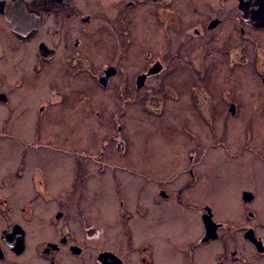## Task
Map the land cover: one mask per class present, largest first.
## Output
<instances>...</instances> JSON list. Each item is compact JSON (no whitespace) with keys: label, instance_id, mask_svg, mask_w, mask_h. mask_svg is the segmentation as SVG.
<instances>
[{"label":"flooded vegetation","instance_id":"flooded-vegetation-1","mask_svg":"<svg viewBox=\"0 0 264 264\" xmlns=\"http://www.w3.org/2000/svg\"><path fill=\"white\" fill-rule=\"evenodd\" d=\"M1 95L2 125L33 112L35 135L47 112L168 135L142 171L57 149L53 176L24 143L0 175V264H264V0H0ZM14 186L31 195L12 221Z\"/></svg>","mask_w":264,"mask_h":264},{"label":"rangeland","instance_id":"rangeland-1","mask_svg":"<svg viewBox=\"0 0 264 264\" xmlns=\"http://www.w3.org/2000/svg\"><path fill=\"white\" fill-rule=\"evenodd\" d=\"M28 52L29 50H24V55L27 56ZM6 68L10 69V73L13 74L12 78L19 74V71H17L18 69H13L8 65H6ZM33 93V89L30 88L25 91V94H22L23 98L26 96L25 98L28 100L23 102V106H31V101L29 100L33 98ZM135 107L137 108L136 105ZM1 109L2 106L0 105V132L4 131L7 134H0V175L3 173H13L15 168L18 167L21 163L24 143L38 144V148L28 149V155L36 157L37 159L40 158L38 162L39 166L42 172L49 174V176H53L54 171L52 168H54V165L58 163L63 165V163L69 159V154L57 152V149L65 150V152L70 151L89 155H95L98 150H114L113 156L109 158L115 161V164L128 165L138 171L143 170L144 160H147L149 156L155 154L158 158V156L162 157L164 153L167 152L166 141L163 138L165 134L168 135L167 130H152L145 119L136 121L133 130L121 135H116L108 133L109 131L106 132L104 129H99V122L93 116H89L88 119L81 118L78 120L61 119L57 117L58 115L47 112L44 114L45 116L40 119L41 129H39L38 135H35L33 112L14 115L13 120H10L7 126H4L2 125L3 113ZM169 123L172 124L173 129L179 126L172 119L169 120ZM184 123L188 127L192 125L197 130H200V125L203 127L201 122H199L200 125H198L195 120L191 122V119ZM48 126H50L49 129ZM73 126H80L82 129H71ZM46 129H48V131ZM201 141L203 143L208 142V140ZM230 141H236L234 136H231ZM189 142L192 141L189 140ZM48 146H51V148H47ZM157 149L159 151H156ZM87 157L90 158V156L86 155V158ZM81 158L85 159V156L82 155ZM35 164L36 162L34 166ZM90 168H95V166L92 165ZM25 169L27 168L25 167ZM58 173L66 174L61 169ZM13 190L14 191H12V189L8 190L11 204L8 217L11 218L12 221L19 219L15 206L22 197L31 195L30 193L22 192V190H16V186H14ZM47 219L48 217L45 213L37 211L31 222H29L28 229L37 226L47 231L49 229ZM3 221V218L0 216V226L3 224ZM114 233L113 229L111 231H106L107 240L103 245L105 249L113 247V240L115 241L116 238V234L114 236ZM36 236L40 238L39 235Z\"/></svg>","mask_w":264,"mask_h":264},{"label":"water","instance_id":"water-1","mask_svg":"<svg viewBox=\"0 0 264 264\" xmlns=\"http://www.w3.org/2000/svg\"><path fill=\"white\" fill-rule=\"evenodd\" d=\"M18 7H21V6H23V7H25V3L23 4V3H19L18 5H17ZM29 17L27 16V15H24L23 16V19L24 20H27ZM22 24V23H24V21L22 20V18H19V17H17V22H16V24ZM16 37H22V38H24V37H29L31 34H14ZM0 99H2V95L0 96ZM18 232V230L17 229H14V235L16 234Z\"/></svg>","mask_w":264,"mask_h":264}]
</instances>
